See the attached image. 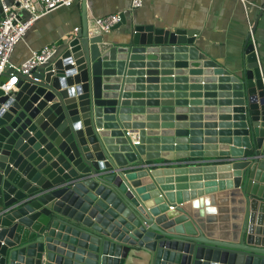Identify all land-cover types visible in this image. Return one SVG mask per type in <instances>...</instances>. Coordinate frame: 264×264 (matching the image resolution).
Listing matches in <instances>:
<instances>
[{"label":"water","instance_id":"95a60500","mask_svg":"<svg viewBox=\"0 0 264 264\" xmlns=\"http://www.w3.org/2000/svg\"><path fill=\"white\" fill-rule=\"evenodd\" d=\"M81 3L60 54L0 90V264H264V69L251 36L231 71L195 30L122 13L104 33ZM188 120L219 131H165ZM188 157L213 161L172 163Z\"/></svg>","mask_w":264,"mask_h":264},{"label":"crops","instance_id":"0c3cea01","mask_svg":"<svg viewBox=\"0 0 264 264\" xmlns=\"http://www.w3.org/2000/svg\"><path fill=\"white\" fill-rule=\"evenodd\" d=\"M14 0H6L12 4ZM131 0H87V12L89 19L92 21L125 12L129 9ZM82 3L75 4L70 8L58 9L49 15L38 20L27 32L23 41L19 42L14 50L11 63L17 67L24 64L31 56V52L41 50L46 46L55 45L60 54L63 43L72 37L75 30L82 25ZM128 22H134L135 25L155 24L162 28L174 30H195L199 32L196 45L198 49L210 59L216 61L223 67L231 71H239L242 68L245 59V44L253 31L254 44L258 48V60L264 69V0H143V7L133 12L125 13ZM26 19V13L21 14ZM3 19L2 6L0 2V22ZM130 34L129 26H123L118 31L112 32L111 35L122 37ZM164 71L165 69H157ZM173 71L175 69H172ZM264 78V72L262 73ZM183 86V85H182ZM143 94H146L144 92ZM146 101V99H144ZM161 99H158V102ZM144 101V102H145ZM217 116V115H213ZM164 123L158 122L154 130L159 134L160 140L163 132ZM171 129H165L167 132L175 134L178 126H187L199 132H204L201 141L206 140L208 131L218 132L219 129H212L210 124H218L216 121L209 122H169L166 123ZM207 124V125H206ZM206 126H210L207 128ZM202 127V129H200ZM205 127L207 129H205ZM103 129L98 130V132ZM174 137L167 140L173 142ZM205 146V141L203 142ZM196 148V145H193ZM203 147V145H202ZM203 153L218 154L217 145H213ZM176 155L177 152H173ZM181 154H192L181 153ZM213 161V158H184L172 163L182 167V165H192L202 161ZM158 163H164L160 160ZM202 179V177H201ZM201 184H203L201 182ZM205 189L198 191L203 194ZM217 192L220 190L217 189ZM228 192V191H226ZM220 193H215L218 195ZM211 196V195H209ZM213 196V195H212ZM208 196L198 199L205 203ZM192 201L185 203L191 204ZM202 203V204H203ZM183 205V206H184ZM206 206V203H205ZM205 208V207H203ZM217 208V204H216ZM207 209V208H206ZM205 209V210H206Z\"/></svg>","mask_w":264,"mask_h":264},{"label":"built area","instance_id":"2783aa9c","mask_svg":"<svg viewBox=\"0 0 264 264\" xmlns=\"http://www.w3.org/2000/svg\"><path fill=\"white\" fill-rule=\"evenodd\" d=\"M3 12V19L0 22V78L8 70H13L10 80L0 83V90L5 93L15 89L18 84L17 74L28 75L34 70L47 65L57 53V47L46 46L41 50L31 52L30 58L21 66L17 67L11 63V58L19 42L23 41L29 29L41 18L61 9L70 8L82 0H14L8 4L6 0H0ZM143 7V0H131L129 9L125 12L110 15L96 21L97 26L104 33H109L113 27L120 22L122 13L133 12ZM26 13L28 17L22 18L21 14ZM78 31L75 30L74 33ZM253 37V31L251 34ZM253 40V39H252ZM254 41V40H253ZM131 138L132 145H140L138 132H127Z\"/></svg>","mask_w":264,"mask_h":264}]
</instances>
